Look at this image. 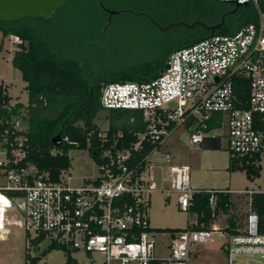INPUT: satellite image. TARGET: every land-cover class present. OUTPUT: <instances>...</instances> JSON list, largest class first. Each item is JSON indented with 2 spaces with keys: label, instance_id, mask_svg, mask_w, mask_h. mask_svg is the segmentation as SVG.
<instances>
[{
  "label": "built area",
  "instance_id": "2783aa9c",
  "mask_svg": "<svg viewBox=\"0 0 264 264\" xmlns=\"http://www.w3.org/2000/svg\"><path fill=\"white\" fill-rule=\"evenodd\" d=\"M216 1L252 3L259 22L233 34L214 32L175 50L151 80L105 83L101 106L141 112L145 129L127 141L123 131L110 139L108 128H101L95 147L89 138L86 149L100 171L96 178L73 185L68 170L57 180L40 172L26 159L27 123L20 115L6 120L0 132V238L17 226L28 240L43 237L67 251L98 254L100 264H192L200 243L221 231L228 237L222 244L227 264H264L258 259L264 258V233L252 207V194L264 193V187L237 191L249 195L237 233L216 224L185 228L169 232L170 242L157 251V232L150 224L151 195L160 176L164 189L176 193L179 207L188 212L196 193H210L214 211L217 194L228 192L193 186L190 165L177 162L166 147L179 129L188 132L192 147L217 142L220 147L224 134L232 155L255 158L261 169L264 165V13L259 0ZM236 76L249 80L246 96L236 93ZM215 130L221 132L211 134ZM65 142L78 145L68 135L58 144ZM157 166L160 176L153 172Z\"/></svg>",
  "mask_w": 264,
  "mask_h": 264
},
{
  "label": "rangeland",
  "instance_id": "374dc122",
  "mask_svg": "<svg viewBox=\"0 0 264 264\" xmlns=\"http://www.w3.org/2000/svg\"><path fill=\"white\" fill-rule=\"evenodd\" d=\"M103 1L107 8L119 11L112 16L107 29L109 37L106 44L103 46L96 43L87 45V42L93 38L105 40L102 26L110 17L108 12L103 11L95 0H68L48 20L39 22V27L46 40L43 45L44 50L50 54L57 52L72 59H80L87 47L90 52L87 61L95 71L101 70L102 66H106L105 68L120 67L127 62L158 58L172 44L178 43L191 31L202 29L200 24L189 28L183 24L184 22L189 24L195 21L212 23L219 17L217 12L212 13L209 10L211 4H216L210 0H168L163 5H158L157 0ZM129 10L144 12L147 15H138ZM148 16L154 17L162 26L170 25L169 28L160 29ZM178 22L182 23L176 25ZM18 40L19 38L14 35L3 37L0 30V83L7 87V93L12 97L10 106H15L18 102H22L24 106L28 104L26 82L22 79L20 71L12 64ZM22 111L25 113L26 109L23 108ZM107 115L108 110L104 108L97 115L95 120L100 129L109 127ZM220 132V130H215L211 134ZM177 135L181 138L171 146L173 149L171 152L175 154L177 162H187L190 165L191 181L194 186L229 187L233 190L264 187V165L261 176L254 180L249 179L242 170H228L230 151L227 137L224 134H221L219 148H204L201 145L192 149L189 146L187 131L179 129L173 138ZM69 155L71 168L67 173L73 185H80L86 179L96 178L99 175V166L87 149L73 148ZM153 172L160 176L162 170L157 166ZM156 182L159 188L151 195L149 215L151 227L157 232V251H160L166 242H170L169 232H162V229L185 228L191 221L196 220L197 215L179 207L176 193H168L164 189L166 181L161 176L156 178ZM231 195L233 202L231 212L220 214L216 221L219 226H226L231 214L235 215L239 225H242V217L247 210L246 199L249 195L237 191H232ZM227 240L226 234L222 235L221 231H212L200 243L192 264H227L225 247H222ZM48 245V240H44L38 248L30 246L26 234L17 226H12L5 236L0 238V264H24L27 250L31 255H39ZM70 252L77 260V264H100L102 260L98 254L90 255L80 250ZM258 259L264 262V258L258 257ZM66 261L67 250L53 249L43 256L38 264H66Z\"/></svg>",
  "mask_w": 264,
  "mask_h": 264
},
{
  "label": "trees",
  "instance_id": "16d2710c",
  "mask_svg": "<svg viewBox=\"0 0 264 264\" xmlns=\"http://www.w3.org/2000/svg\"><path fill=\"white\" fill-rule=\"evenodd\" d=\"M95 1L102 9L99 2ZM157 1L158 5H163L168 0ZM210 1L216 4H211L209 10L212 13L217 12L219 17L212 23H205L206 25L219 23L222 13L234 8L231 3ZM259 1L260 9L264 13V0ZM48 19L40 16L25 17L14 21L0 20L3 37L14 35L19 38L12 64L20 71L22 79L26 82L25 87L28 93L27 105L24 106L22 102H18L9 109L7 105L12 97L7 93V87L0 83V132L8 125L7 119L22 116L28 126L25 145L26 159L36 165L40 172H48L53 180H57L63 170L71 168L69 155L71 149H86L89 138L92 147L100 144L98 132L101 129L95 119L103 109L100 104V95L105 83L156 78L165 68L168 57L175 50L211 34V31L202 25L201 30L191 31L178 43L172 44L158 58L127 62L120 67L105 68L106 66H102L101 70L95 71L88 61L86 66L81 64V58L72 59L64 54L57 52L50 54L44 50L43 45L46 40L39 27V22H45ZM257 22H259V10L254 4L248 3L241 5L235 12L228 13L226 21L215 32L233 34L244 25ZM87 54L90 57L89 51ZM85 55L86 52L83 57ZM234 83L236 93L246 96L249 80L236 76ZM23 108L26 109L25 113L22 111ZM107 116L110 139L118 131H123L125 139L132 141L136 139V132L145 129L142 113L139 111L111 109L108 110ZM212 125L214 122L211 121L210 126ZM58 133L62 136L68 135L71 140L78 141V145L72 142L55 144L53 137ZM105 144L108 145V143ZM54 148L58 149L56 154L52 153ZM228 170H242L251 180L260 177L262 171L261 167L255 163V158L236 157L231 153ZM210 196L208 192L194 195L189 212L196 213L197 223H189L185 228L203 229L208 227L221 213L231 212L233 202L230 193L217 194V206L214 211L210 207ZM252 207L259 214V230L264 233V193L252 194ZM229 216L225 230L229 233H237L240 225L236 216L233 214ZM185 228H165L162 232L174 233ZM42 241L43 237H38L30 239L29 243L30 246L38 248ZM53 249L65 250L63 246L54 242L49 243L39 255H31L27 250L24 264H38L40 259ZM66 264H77V260L72 257L70 251H67ZM155 264H162V262L157 261Z\"/></svg>",
  "mask_w": 264,
  "mask_h": 264
},
{
  "label": "water",
  "instance_id": "95a60500",
  "mask_svg": "<svg viewBox=\"0 0 264 264\" xmlns=\"http://www.w3.org/2000/svg\"><path fill=\"white\" fill-rule=\"evenodd\" d=\"M105 11H107L110 15L109 18H112V16L119 11L111 10L105 6L102 0H97ZM68 0H0V20H6V21H14L19 20L25 17H44L49 18L51 17L55 11L61 6L67 3ZM235 6L233 9H231L228 12H225L222 15V20L213 25H206L205 23L201 21H195L192 24L189 23H183L189 28L195 27L197 24L203 25L207 29L211 31V34H213L216 29L223 25L225 22V17L228 13L235 12L242 4L240 3H233ZM132 13H136L138 15H147V13L144 12H134L133 10H129ZM160 29H168L170 25L168 26H162L154 17L148 16ZM182 22L176 23V25L181 24ZM61 133H58L53 137V142L55 144H58L61 140ZM206 148L207 145L205 146ZM219 144L217 146H212V148H218Z\"/></svg>",
  "mask_w": 264,
  "mask_h": 264
},
{
  "label": "crops",
  "instance_id": "0c3cea01",
  "mask_svg": "<svg viewBox=\"0 0 264 264\" xmlns=\"http://www.w3.org/2000/svg\"><path fill=\"white\" fill-rule=\"evenodd\" d=\"M16 38H17V37H16ZM173 135H174V134H173ZM173 135H172V137L168 140V143H167V146H166L169 150H172V151H173V149L171 148V146H173L174 143L177 142V141H179L180 138H181L180 135L174 136L175 138H173ZM175 139H176V140H175ZM172 140H173V141H172ZM170 141H172V142L170 143ZM218 144H219L218 142L215 143V144H213V143H211V144H204L203 147L206 148L205 146L207 145L208 148H210V147L212 148V146H217ZM189 146H190L191 149L197 147V146L192 147L190 144H189ZM218 148H219V147H218ZM172 153H173V152H172ZM173 154H174V153H173ZM174 155H175V154H174ZM179 163H187V162H179ZM193 186H194V185H193ZM195 187H196V186H195ZM200 188H201V187H200ZM224 189H226V190L228 191V192H226V193H230V194H231L232 191H238V190H240V189H234V190H233V189H231V188H229V187H226V188H224ZM231 199H232V195H231ZM245 214H246V213H245ZM219 216H220V215H219ZM219 216H218V217H219ZM218 217H217V218H218ZM244 217H245V215H243L242 220L244 219ZM217 218H216L211 224H216L217 226H219V225L216 223V221L219 219V218H218V219H217ZM196 220H197V218H196ZM196 220H195V221H196ZM192 222H194V221H191L190 223H192ZM238 223H239V222H238ZM227 225H228V224H227ZM227 225H226V226H223V227H222V226H219V227H220L223 231H226L225 228L227 227ZM239 227H240V226H239ZM197 253H198V252H197Z\"/></svg>",
  "mask_w": 264,
  "mask_h": 264
},
{
  "label": "flooded vegetation",
  "instance_id": "af4514ba",
  "mask_svg": "<svg viewBox=\"0 0 264 264\" xmlns=\"http://www.w3.org/2000/svg\"><path fill=\"white\" fill-rule=\"evenodd\" d=\"M56 12V11H55ZM222 15H223V13H222ZM222 15L220 16V20H222ZM50 18V17H49ZM48 19V18H47ZM111 21H112V18H107V21L104 23V25H103V28H102V33L105 35V40L104 41H102V40H100V39H97V38H93V39H91L89 42H87V45L88 44H93V43H96V44H98V45H100V46H103L104 44H106L107 42H108V33H107V29H108V27H109V25H110V23H111ZM225 21H226V17H225ZM110 40V39H109ZM85 49H86V55L83 57V58H81V64H83V65H88L87 64V59L89 58V54H87V52H88V49H87V47H85Z\"/></svg>",
  "mask_w": 264,
  "mask_h": 264
}]
</instances>
